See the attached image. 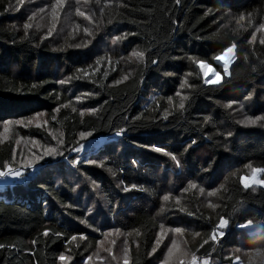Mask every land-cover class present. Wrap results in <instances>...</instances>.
Listing matches in <instances>:
<instances>
[{"label":"trees","instance_id":"trees-1","mask_svg":"<svg viewBox=\"0 0 264 264\" xmlns=\"http://www.w3.org/2000/svg\"><path fill=\"white\" fill-rule=\"evenodd\" d=\"M56 2L0 0V171L38 166L0 190V264H234L263 250L264 188L243 179L264 181V121L245 120L264 116V0Z\"/></svg>","mask_w":264,"mask_h":264},{"label":"snow or ice","instance_id":"snow-or-ice-1","mask_svg":"<svg viewBox=\"0 0 264 264\" xmlns=\"http://www.w3.org/2000/svg\"><path fill=\"white\" fill-rule=\"evenodd\" d=\"M175 3H176L177 5H180V4H181V0H175ZM21 4H22V3H21ZM58 5H59L60 7H63V4L61 3V0H57L56 4H53V5H52V8H53V9H56V7H57ZM39 11H40V12H44V9L41 8ZM34 15H35V14H34ZM79 15H82V16H83L84 14H83V12H80ZM28 19H29V20H32V19H33V16H29ZM86 19H87V17H86ZM244 19H245V16H240V17L238 18V20H237V23L240 24V22L243 21ZM29 27H31V25L28 24V23H26V24L24 25V28H25V29H28ZM178 27H179V26H178ZM87 31H88V30L85 29V32H86V33H87ZM25 34L27 35V32H26ZM48 34L51 35V31H49ZM128 35H129V34L126 33V34H124L123 36H117V37H115V38L113 39V41H112L113 44H117V43H119L122 39L127 38ZM76 47H80V45H76ZM229 48L233 51V47H229ZM146 52H147L146 49H145V50L134 49V50L132 51V53H131V56H132V57H135L138 61L143 62V61L146 59ZM153 62H154V63H159L158 59H155ZM193 63H196V62L193 61ZM69 79H71V78H69ZM77 79H79V77H77ZM66 82H67L66 80H61V81H60V84L63 85V84H65ZM214 85H215V84H214ZM182 86H183V84H182ZM34 87H35V85H34ZM82 95H83V98L86 99L87 96H88V95H91V94H82ZM178 95H179V94H178ZM250 98H251V97L249 96L248 99H250ZM80 99H81V96H78V97H77V100L79 101ZM187 100H188V97H187V96L181 97V102L179 103V109L183 110V109L185 108V101H187ZM169 103H171V98H169ZM227 107L231 108L232 105H231V104H228ZM74 110H75V109H74ZM57 111H59V109H57ZM38 115H42V113H40V114H38ZM163 118H164V119H167V118H168V110H167V109L165 110V115H164ZM53 119H55V117H53ZM135 119H140V118H139V117H136ZM207 120H208V118L205 117V121H206V122H207ZM245 120L247 121L248 124L255 125L258 121H264V116H256L255 118L246 117ZM8 123H10V122H9V121H5V124H8ZM122 132H123V131H117L116 134H117V135H121ZM50 135H51V133H50ZM61 135H63V134H61ZM33 143H36V141H33ZM84 147H85V145H84ZM79 151H81V149H79ZM52 154L54 155L55 152H53ZM165 154H168V153L165 152ZM172 159H173L174 161H177V158H176V157H172ZM77 162H78L77 160H73V165H76ZM27 167H31V165L29 164V165H27ZM9 175H12L13 177H21V176H22V173H21L20 168H15V169H13V168L9 167V166L6 164V165L4 166V170L0 171V177H7V176H9ZM196 187H197V184L192 183V182H189V183H188V187H187L186 189H187V190H188V189H195ZM125 191H127V189H125ZM201 191H205V189H204L203 187H201ZM162 199H163V201L167 202V201H169L170 197H169L168 195H164V196L162 197ZM176 204H177V205L180 204L179 199L176 200ZM179 210H183V209H182V206L179 208ZM160 211H161V212L165 211V207L162 206L161 209H160ZM187 214H188V213H187ZM81 223H83V221H81ZM225 226H226V222H225L223 219H221L220 222H219V227H220L221 229H223ZM161 229H162V231H163V229H164V226H163V225H161ZM93 230H94V229H93ZM117 231H119V230L117 229ZM170 231L173 232L174 229H171ZM179 231H180V232H183V231H185V230L180 228ZM43 235H44L45 237H47V236L49 235V232L46 230V231H44ZM54 235H55L56 237H60L62 234H61L60 232H55ZM71 239H72V240H76L77 237H76V236H72ZM79 239H80V240H85L86 237L83 236V235H81V236L79 237ZM160 242H161V241H160V239H159V237H158L156 245H154L153 248H152V252H153V253H155V251H156L157 247L159 246V243H160ZM33 243H35V241H33ZM113 243H114V242H113ZM176 246H177V245H176ZM3 247H4V245L0 244V248H3ZM170 251H171V250H169V255H170ZM124 252H125V257H127V248L124 249ZM109 254L111 255V251H110V250H109ZM181 255H183V256H191V255H192V252L190 251V249H188L187 247H185V249L181 252ZM66 258L70 259V257H65V255H63V254H61L60 257H59L60 260H61V259H64V260H65ZM113 258L115 259V257H113ZM89 259H90V258H89ZM124 264H128V260H127V258H125V260H124ZM164 264H167V260H165Z\"/></svg>","mask_w":264,"mask_h":264},{"label":"rangeland","instance_id":"rangeland-1","mask_svg":"<svg viewBox=\"0 0 264 264\" xmlns=\"http://www.w3.org/2000/svg\"><path fill=\"white\" fill-rule=\"evenodd\" d=\"M234 61V49L233 51L231 49H228L220 58H218V62L220 63L225 75H228V71H229V67L230 65L233 63ZM201 69H202V72H203V75H204V78H205V81H206V84H210V85H217L221 82V76L219 73H217L216 71H214L213 69L207 67L206 65H201ZM105 141V139H98V140H93V141H88L86 142L85 144H82L80 145L75 151L74 153L76 152H85V151H88L90 148H93V147H98L100 144H102L103 142ZM85 145V147H84ZM79 149H81V151H79ZM24 155H27V153H24ZM38 166H35V165H31V167H26L25 165H20L16 168H20L21 172L23 173H27L29 171H34V170H37ZM15 169V168H13ZM23 177V176H22ZM243 184L246 186V187H249V186H257V187H260V188H264V181H261L259 180L258 178V175H255L253 176L252 178L248 179V178H244L243 179ZM252 228V227H251ZM250 228V226H247L246 229L248 230H252ZM222 232L221 231H218L216 232V234H214L213 238L215 240V237H218V236H222ZM259 253L261 254H264V249L263 250H254L253 252L250 253L251 255V258H249L247 255H245V257L249 258V259H246L242 256H238L237 259L235 260V263L234 264H241V261H248V262H252L251 264H255L256 262L257 263H260V264H264V258H262V260H260L259 258L256 257V255H258ZM255 260V261H251V260ZM247 263V262H245ZM248 264V263H247Z\"/></svg>","mask_w":264,"mask_h":264},{"label":"built area","instance_id":"built-area-1","mask_svg":"<svg viewBox=\"0 0 264 264\" xmlns=\"http://www.w3.org/2000/svg\"><path fill=\"white\" fill-rule=\"evenodd\" d=\"M21 173L23 177H13L12 175H9L7 177H0V190H4L10 186H15L16 184H20L25 179L33 178L36 175L37 170H34L32 172L29 171L27 173Z\"/></svg>","mask_w":264,"mask_h":264}]
</instances>
